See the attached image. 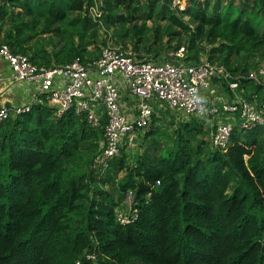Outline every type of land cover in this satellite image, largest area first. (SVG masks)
Here are the masks:
<instances>
[{"label":"trees","instance_id":"obj_1","mask_svg":"<svg viewBox=\"0 0 264 264\" xmlns=\"http://www.w3.org/2000/svg\"><path fill=\"white\" fill-rule=\"evenodd\" d=\"M171 1H0V38L44 67L97 59L100 28L146 59L183 46L185 64L228 72L213 82L230 99L236 81L259 105L264 87L247 75L264 60V0ZM41 99L0 122V264H264V126H234L219 150L202 121L154 106L138 151L92 167L104 122L54 121ZM127 196L134 217L121 223Z\"/></svg>","mask_w":264,"mask_h":264},{"label":"built area","instance_id":"obj_2","mask_svg":"<svg viewBox=\"0 0 264 264\" xmlns=\"http://www.w3.org/2000/svg\"><path fill=\"white\" fill-rule=\"evenodd\" d=\"M183 1L172 0L171 7L183 10ZM89 10L93 17L100 15L97 3ZM184 52L181 46L152 60L131 49L106 44L99 57L86 64L77 58L62 66L44 67L32 63L26 55L12 53L0 38V59L9 68L10 79L34 92L27 103L0 105V122L28 112L32 104L42 103L41 98L52 108L54 121L68 111L82 116L93 129L100 128L103 121L100 152L92 167L106 166L122 146L131 148L136 133L149 125L154 106L202 121L211 129L212 146L219 150L227 147L234 126L241 131L264 126V98L259 105L241 100L236 81L228 82L234 99L216 93L214 79L228 81L232 77L206 59L195 65L185 64ZM247 78L264 87V60ZM117 219L129 222L121 215Z\"/></svg>","mask_w":264,"mask_h":264},{"label":"crops","instance_id":"obj_3","mask_svg":"<svg viewBox=\"0 0 264 264\" xmlns=\"http://www.w3.org/2000/svg\"><path fill=\"white\" fill-rule=\"evenodd\" d=\"M0 68L1 71L3 70V72L0 74V82L3 80L2 84H0V105H19L32 100L34 97L33 90L19 82L11 80L10 70L1 59ZM4 80H9L8 85H3L5 84Z\"/></svg>","mask_w":264,"mask_h":264},{"label":"rangeland","instance_id":"obj_4","mask_svg":"<svg viewBox=\"0 0 264 264\" xmlns=\"http://www.w3.org/2000/svg\"><path fill=\"white\" fill-rule=\"evenodd\" d=\"M0 1H5V0H0ZM183 2H184V1H183ZM181 5L183 6L182 3H181ZM185 6H186V5L184 4V7H185ZM97 9H98V4H97ZM234 10H235V9H234ZM146 24H147V26H150V25H151L150 22H146ZM99 31H100V38H101V39H104V38H105L106 43L112 45V40H111L110 32H107V33H106L105 30H104L103 28H100ZM127 49H131V46L128 45V46H127ZM140 54H142V53H140ZM258 60H259V59H257L256 64H257ZM8 81H9V80H4V83H5V84H3V85H6V84L8 85ZM2 82H3V80L0 82V84H2ZM221 89H222V88H221V85H220V84L214 86V91H215L216 93H218V94L223 93V94H225V95H223V96L227 97V94H226L224 91L222 92ZM164 119L166 120V123H164V124H162V125H163V126L166 125L168 128H170L169 122H171V118H170V117H167V116H164ZM174 119H175V118H174ZM204 125H205V124H204ZM205 126H206V125H205ZM146 131H147V128H145L144 130L139 131V132L136 133V137H135V138H136V139H135L136 142H134V145L131 147V149H129V150L127 151L128 153L133 154L134 152L138 151V148H139V145H138V144H139L141 138L143 137V135H144V133H145ZM138 134H139V135H138ZM130 202H131V197H130V196H127L125 202L117 208V215H118V217H119V215H121L123 218H125V217H128L129 213L132 214V211L130 212Z\"/></svg>","mask_w":264,"mask_h":264}]
</instances>
